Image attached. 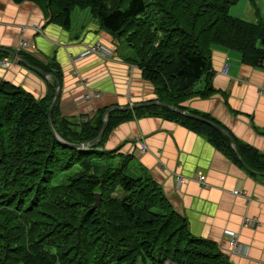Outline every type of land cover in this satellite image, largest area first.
Masks as SVG:
<instances>
[{
    "label": "trees",
    "instance_id": "obj_1",
    "mask_svg": "<svg viewBox=\"0 0 264 264\" xmlns=\"http://www.w3.org/2000/svg\"><path fill=\"white\" fill-rule=\"evenodd\" d=\"M34 1L65 28L75 9H87L131 48L124 59L166 103L211 91L214 45L238 51L243 61L264 60V14L253 0L256 20L229 12L237 0ZM8 55L0 50V58ZM55 68L44 70L61 81ZM201 80L205 86L197 91ZM53 94V83L39 98L0 79V264H164L167 258L233 264L214 241L190 232L157 183L129 173V155L117 159L114 149L103 148L115 113L122 111H110L97 144L74 148L59 143L48 126ZM105 108L78 121L56 114V102L52 123L69 141L89 140L100 131ZM192 121L217 145L229 146L222 132ZM96 192L99 208L93 206Z\"/></svg>",
    "mask_w": 264,
    "mask_h": 264
},
{
    "label": "crops",
    "instance_id": "obj_2",
    "mask_svg": "<svg viewBox=\"0 0 264 264\" xmlns=\"http://www.w3.org/2000/svg\"><path fill=\"white\" fill-rule=\"evenodd\" d=\"M247 9L249 16H242ZM229 12L250 20L258 17L246 0L242 10L234 4ZM111 36L87 9H75L65 28L51 22L34 0H0V46L16 50L15 44L24 38L30 45L16 51L42 70L51 66L60 71L56 114L80 121L101 107L157 98L152 85L138 79L134 62L124 59L131 55L118 54L115 45L120 39ZM94 41H101L107 54L75 60ZM5 57L10 61L0 65V79L39 98L54 85L52 77L29 69L12 55ZM211 67L209 93H193L169 104L209 119L222 130L170 106L148 102L115 108L122 112L115 113L103 148L114 149L117 159L129 155V173L157 183L186 218L190 232L214 241L229 262L264 264V62L243 61L238 51L214 45ZM198 84L195 89L203 90L205 81ZM192 120L222 132L229 146L217 145ZM234 188L243 193H233ZM232 238L235 244L229 242Z\"/></svg>",
    "mask_w": 264,
    "mask_h": 264
},
{
    "label": "water",
    "instance_id": "obj_3",
    "mask_svg": "<svg viewBox=\"0 0 264 264\" xmlns=\"http://www.w3.org/2000/svg\"><path fill=\"white\" fill-rule=\"evenodd\" d=\"M0 50L1 51H5L6 53H8L9 55H12L13 57H16L18 60L23 62L24 65L27 66L29 69H31V70L43 75L44 77H48V78L52 77L53 78V80H54V94H53V97H52V99L50 101V104L48 106L47 122H48V126L50 128V131H51L52 135L61 144H65L67 146L74 147V148H86V147H90L92 145L97 144L99 142L100 138L102 137V135H103V133L105 131V128L107 126L109 113H110V111L112 109H115V108L123 109V108H129V107H136L138 105L148 104V102H153V103H160V104H163L165 106H170V107L174 108L177 111L184 112V113H186L188 115L194 116L190 112H185L182 109H179L177 107H173V106H171V104L166 103L164 101H161V100H159L157 98H155L153 100L150 99L152 101L146 100V101L134 102L131 106H129V105L124 106V105H119V104H112V105H109V106L106 107L102 126L100 128V131L98 132V134L95 137H93L92 139H89V140H85V141H69V140L65 139L64 137H62L57 132V130L55 129V127H54V125L52 123V110H53V107L55 105V102L57 100V97L59 95V90H60V81L57 79V77L53 73L44 71L41 68H39L38 66L30 63L18 51L12 49L11 47H2V46H0ZM194 117L199 118V119H201L203 121H206V122H208V123H210V124L214 125L215 127H217V128L222 130V128L217 123L212 122L209 119H205V118H202V117H199V116H196V115ZM99 196H100V193L96 192L95 201L93 203V206L97 207V208H99Z\"/></svg>",
    "mask_w": 264,
    "mask_h": 264
},
{
    "label": "rangeland",
    "instance_id": "obj_4",
    "mask_svg": "<svg viewBox=\"0 0 264 264\" xmlns=\"http://www.w3.org/2000/svg\"><path fill=\"white\" fill-rule=\"evenodd\" d=\"M248 3V5H251L252 6V9L254 10V7H253V5L249 2V0H246V4ZM237 5L238 6V9H240V10H242L243 9V7H244V0H237L236 2H234V3H232L231 5H230V7L231 6H233V5ZM255 4H256V7L258 8V10H259V12L261 13V14H264V0H257L256 2H255ZM231 9V8H230ZM76 10H78V11H81L82 9H76ZM85 10V9H84ZM237 12V14H239V10L238 11H236ZM245 13H242L243 15L242 16H244L245 17V15L246 16H249V9H247L246 11H244ZM255 15V13L253 12L250 16H251V18L253 17ZM74 17V16H73ZM75 22L76 21H74V23H73V25L75 24ZM76 25H77V23H76ZM111 37H114V36H111ZM115 38V37H114ZM94 43H101L102 45H104L101 41H94V42H92V43H88L87 45H85V47L84 48H82V51L77 55V58L75 59V60H77V59H80V57H83V56H90V55H92V54H95V55H99V56H101V57H104L103 55H101L100 53H98V52H96V51H94V50H92L91 49V46L92 45H95ZM91 45V46H90ZM90 46V47H89ZM89 47V48H88ZM87 48L89 49V50H87ZM115 48H116V50L118 51V54H120V55H122V57H125V56H127L125 53H127V54H130V55H132V50H131V48L130 47H128V46H126L125 45V43L123 42V41H117L116 42V45H115ZM105 50L106 51H109V49L107 48V47H105ZM10 61V60H9ZM9 61L7 62V64L9 63ZM140 71V70H139ZM138 76V75H137ZM52 79V78H51ZM122 79V78H121ZM138 79L139 80H141L140 82L141 83H144V81L145 80H143V79H141V77L139 78L138 77ZM122 80H118V83H121L122 84V82H121ZM128 81H127V77L125 78L124 76H123V83H127ZM145 82H147V81H145ZM147 83H149V82H147ZM150 85H152V87H153V91H154V86H153V84L152 83H149ZM199 85V84H198ZM197 86V85H196ZM141 89V88H140ZM155 93V92H154ZM156 95V94H155ZM89 116L90 115H88L86 118H89ZM85 118V119H86ZM72 169H69V170H67V171H63V172H60L59 174H57V176H56V178L57 179H62V178H64V176H65V174L67 173V172H69V171H71ZM168 259V258H167ZM167 259H165V260H167ZM165 260H164V262H165ZM169 260H171V259H169Z\"/></svg>",
    "mask_w": 264,
    "mask_h": 264
},
{
    "label": "built area",
    "instance_id": "obj_5",
    "mask_svg": "<svg viewBox=\"0 0 264 264\" xmlns=\"http://www.w3.org/2000/svg\"><path fill=\"white\" fill-rule=\"evenodd\" d=\"M95 45H90L91 46V49L92 50H94V51H96V52H98V53H100L101 55H103V56H105L106 54H107V52L108 51H106L105 50V47L106 46H104V45H102L101 43L99 44V43H94ZM28 45H30L29 44V42L26 40V39H24V38H20L18 41H17V43L15 44V49L16 50H20L21 48H23V47H26V46H28ZM89 46V47H90ZM88 47V48H89ZM87 48V50H89ZM9 61V59L8 58H6V57H1L0 58V65H7V62ZM263 62H264V60H263ZM226 64L224 65V67L222 68V70L223 71H225L226 70ZM141 148L144 150L145 149V146L144 145H142L141 146ZM204 178H205V175L204 174H200L199 175V179L200 180H202V181H204ZM178 181H180V178H178ZM233 193H243L242 191H240L239 190V188H234L233 189ZM231 244H235V242H236V239L235 238H232V239H230V241H229ZM164 264H176V262H174L173 260H169V259H167V260H165V262H164Z\"/></svg>",
    "mask_w": 264,
    "mask_h": 264
}]
</instances>
